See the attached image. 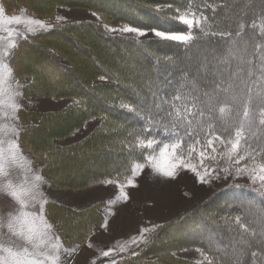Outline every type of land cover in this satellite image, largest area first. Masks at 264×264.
Masks as SVG:
<instances>
[{
    "label": "snow or ice",
    "instance_id": "6c2138e0",
    "mask_svg": "<svg viewBox=\"0 0 264 264\" xmlns=\"http://www.w3.org/2000/svg\"><path fill=\"white\" fill-rule=\"evenodd\" d=\"M237 3L238 0H181L170 19L184 29H153L156 37L181 44L185 53H190L198 42L212 43L216 37H219L216 44L224 51L218 54L219 49L212 47L201 52L197 47L199 55H188L191 63L179 69L178 78L165 70L163 82L156 86V91L150 89L151 97L145 98L143 106L121 104L127 111L136 112L143 124L129 132L132 140L124 143L129 150L130 166L125 165L115 177L101 181L117 188L115 197L105 202L101 228L107 227L108 216L113 215L111 206L130 199L126 189L136 187L137 178L146 169L171 179L184 169L202 184L219 179L220 172L225 176L246 175L253 184H259L264 195V42H256L264 41V0H247L239 16L233 12ZM164 8L173 9V5L157 6L158 11ZM208 10L210 14H206ZM249 11L255 18L246 24L244 17ZM64 19L55 17L57 24ZM226 19H235L234 33L231 24L227 31L221 28ZM54 26L27 15L26 8L9 14L0 0V193L16 205L0 216V229L7 230L0 236V264H65L62 253L72 256L78 248L65 247L49 223L48 201L41 187L46 183L40 174L43 170L34 171L33 162L22 154V129L14 123L22 110L17 98L23 97L25 86L14 81V69L8 58L18 47V38L26 40L29 34ZM104 27L112 32L145 35L144 30L130 25L119 29L107 24ZM246 27L252 32L250 38H246ZM13 169H19L23 175L19 182L10 178ZM37 205L38 212L29 210ZM235 223L239 228L238 239L230 245V253L225 249L222 259L230 264H264V217L245 223L237 216ZM156 227H141L139 235L117 241L114 247L100 252V256L126 253L131 246L146 243V234ZM204 260L217 264L214 257L205 255ZM91 264H96L95 259ZM109 264L119 261L111 259Z\"/></svg>",
    "mask_w": 264,
    "mask_h": 264
},
{
    "label": "trees",
    "instance_id": "16d2710c",
    "mask_svg": "<svg viewBox=\"0 0 264 264\" xmlns=\"http://www.w3.org/2000/svg\"><path fill=\"white\" fill-rule=\"evenodd\" d=\"M2 3L8 12L26 8L32 14L51 17L57 5L77 6L95 11L113 24L163 31L184 29L183 25L170 19L181 0H2ZM246 3L247 0H238L233 12L242 15L240 9ZM168 4L173 5V9L157 10L158 5ZM206 14H210V10ZM254 18L251 11L244 17L246 24H251ZM230 24L234 33L235 19L224 20L221 28L227 31ZM54 25L47 31L29 34L26 40H18V47L9 60L16 76L24 80L23 96L73 98L61 109L22 108L19 113L22 150L40 166L49 182L69 189L87 188L105 178L115 177L125 165L130 166L129 150L124 143L132 140L128 133L138 129L143 121L136 112L122 108V103L137 108L143 106L145 98H150L151 91H156V86L163 82L166 69L178 78L179 69L191 63L188 55H199L197 47L201 52L212 47L219 49L216 44L219 37L212 43L198 42L190 53H185L178 42L159 37L109 34L99 22L89 19ZM245 33L246 38L252 35L248 27ZM223 51L219 49L218 54ZM27 58L39 67L32 68ZM83 58L92 65L89 70L78 67L77 62ZM95 116L100 121L86 135L67 143L57 142L56 139L65 137ZM60 122H63L61 128L57 126ZM90 157L104 158L105 166L74 177L72 172L83 169L82 162ZM240 186L221 189L168 219L146 243L116 260L119 264H208L204 259L194 261L174 253L177 249L194 246L214 257L217 264H230L222 258L225 249L230 253V245L238 239L235 218L241 216L249 223L264 217V195L259 188ZM101 204L102 201L74 208L48 200L46 214L63 243L84 242L93 228L102 223ZM251 226L255 227V224ZM133 252L136 255H132ZM245 259L250 261V255Z\"/></svg>",
    "mask_w": 264,
    "mask_h": 264
},
{
    "label": "rangeland",
    "instance_id": "374dc122",
    "mask_svg": "<svg viewBox=\"0 0 264 264\" xmlns=\"http://www.w3.org/2000/svg\"><path fill=\"white\" fill-rule=\"evenodd\" d=\"M17 11L8 12L9 14L18 13ZM96 13V15H93ZM27 15L33 16L37 19L44 20L50 24H57L55 21L56 16H62L65 19L62 22H69L73 20H82L89 19L95 22H99L103 27L106 33L116 34V35H125L135 38H147V37H156L153 29H141L144 30L145 35L137 36L134 33H120L119 31L112 32L108 31L104 25L107 24L111 28L119 29L124 25L128 24H113L107 22L99 15L97 12L92 11L87 8L77 7V6H66V5H57L55 14L51 17H43L40 15H35L27 11ZM99 17V19L97 18ZM131 26V25H130ZM22 27V26H14ZM134 27V26H132ZM18 40H20L18 38ZM9 59V58H8ZM77 62L78 67H81L84 70L90 69V62L87 58H83ZM27 63L32 64V68H38L39 65L30 61L28 58ZM45 73V72H44ZM43 73V74H44ZM46 74V73H45ZM13 78L15 82H18L20 85H23L24 80L16 76L13 73ZM73 100L72 97H60L55 98L49 95H29L17 98L18 103L25 109H37L41 111L47 110H56L61 109L67 106ZM100 118L90 117L84 123L76 129H73L68 135L63 138L56 139L57 142L67 143L74 140H77L88 132H90L94 126L99 123ZM16 125L20 128V120L14 121ZM59 128L63 126V122L57 124ZM57 127V128H58ZM22 154L29 160L31 157L29 154L22 150ZM32 161V160H31ZM104 158H94L91 157L82 162L84 165L83 169L80 171L72 172L74 177H79L81 174H85L91 169L101 168L104 165ZM32 168L34 171L41 170L38 164L32 163ZM218 171V169H217ZM46 183L42 187V191L45 194V198L48 200H59L64 199L66 201H75L79 199L82 189H69L64 187H56L45 177L43 172H40ZM219 179H213L208 184L198 183L195 179L193 173L180 169L177 172V175L174 179L164 178L152 174L151 169H146L141 176L137 178V186L129 187L126 191L129 194L130 199L128 201H121L115 205L111 206L113 215L108 216V225L106 228H101L100 225L104 222V214L107 208L106 201L112 199L117 194V188L115 184L105 185L102 182L95 183L93 185H104L105 191H107L104 199H100L99 193H96L94 189L88 188L83 190V192L89 191L88 197H86L84 204H89L93 201L101 202L100 212L102 214V223L96 225L93 230L89 233L87 239L83 242H73L70 244H64L67 248L77 247V251L68 256L66 253H62V260L65 264H91V261L95 259L96 264H109L111 259H117L129 252L135 250L139 246H131L126 253H114L110 257H101L100 252L106 251L109 248L115 246L117 241H127L131 237L139 235L141 227H150L156 225L157 227L151 233L146 234L147 239L152 236L154 232L159 228V226L167 221L168 219L174 218L179 215L185 209L196 206L197 204L205 201L208 197L212 196L215 192L228 188L234 185H248L252 188H260L259 184H253L250 179L245 176L234 177L233 175L225 176L223 172L219 173ZM10 178L14 182H19L23 179V175L19 169L10 170ZM122 179V178H121ZM92 185V186H93ZM94 187V186H93ZM86 189V188H84ZM165 192V193H164ZM82 194V193H81ZM81 200V199H80ZM60 202V201H59ZM82 202V203H83ZM81 203H75L76 206H81ZM70 206V205H69ZM83 206V205H82ZM16 207L13 201L10 198L6 197L3 193H0V216H5L7 212ZM74 208H83V207H74ZM30 211H39V206L29 208ZM225 219L224 217H221ZM48 219V218H47ZM49 223L52 222L48 219ZM53 225V224H52ZM54 226V225H53ZM101 230L103 231L102 235H99ZM6 228L0 229V236L6 233ZM54 232L60 236L57 228L54 226ZM155 234V233H154ZM61 238V236H60ZM102 238V239H101ZM101 239V240H100ZM17 243L22 244V241H17ZM75 243V244H74ZM72 244H74L72 246ZM91 244L92 247H88ZM199 248L194 246L183 247L174 251L175 254L190 258L194 261H201L206 255L205 252L198 251Z\"/></svg>",
    "mask_w": 264,
    "mask_h": 264
},
{
    "label": "crops",
    "instance_id": "0c3cea01",
    "mask_svg": "<svg viewBox=\"0 0 264 264\" xmlns=\"http://www.w3.org/2000/svg\"><path fill=\"white\" fill-rule=\"evenodd\" d=\"M99 184H101V183H99ZM98 184V187H96L97 185H91L90 187H88V188H96V189H94V191L96 192V193H99V195H100V199H98V200H101V199H104V197H105V195H106V193H107V191H105V189H104V187H101V186H104L103 184L102 185H99ZM88 188H86V189H82V190H80V192L82 193H78V194H80V197H79V199H77V200H75V201H66V200H64V199H59V200H56V201H60V202H62V203H65V204H68V205H70V206H72V207H85V206H87V205H90V204H92V203H94V202H96V201H98V200H96V201H93V202H91V203H89V204H84V202L83 201H85V199H86V197H88V194H89V191H86V192H83V190L85 191V190H87ZM81 199V200H80ZM83 202V203H82ZM75 203H81L80 205L81 206H76L75 205ZM83 205V206H82ZM103 234V231L101 230V232H100V234L99 235H102ZM102 239V238H101ZM100 239V240H101ZM62 241V240H61ZM75 244V243H74ZM74 244H72V246L74 245Z\"/></svg>",
    "mask_w": 264,
    "mask_h": 264
},
{
    "label": "bare ground",
    "instance_id": "6f19581e",
    "mask_svg": "<svg viewBox=\"0 0 264 264\" xmlns=\"http://www.w3.org/2000/svg\"><path fill=\"white\" fill-rule=\"evenodd\" d=\"M165 193V192H164Z\"/></svg>",
    "mask_w": 264,
    "mask_h": 264
}]
</instances>
